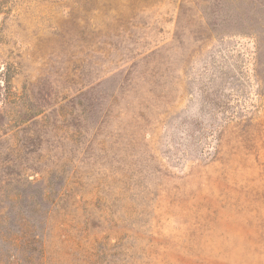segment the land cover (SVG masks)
<instances>
[{"label": "rangeland", "instance_id": "374dc122", "mask_svg": "<svg viewBox=\"0 0 264 264\" xmlns=\"http://www.w3.org/2000/svg\"><path fill=\"white\" fill-rule=\"evenodd\" d=\"M0 264H264V0H0Z\"/></svg>", "mask_w": 264, "mask_h": 264}]
</instances>
